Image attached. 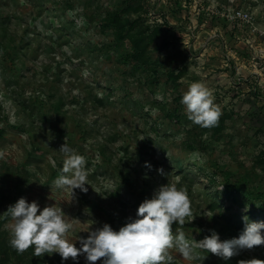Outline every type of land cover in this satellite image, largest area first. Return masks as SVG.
<instances>
[{
    "label": "rangeland",
    "instance_id": "obj_1",
    "mask_svg": "<svg viewBox=\"0 0 264 264\" xmlns=\"http://www.w3.org/2000/svg\"><path fill=\"white\" fill-rule=\"evenodd\" d=\"M239 7L249 21L233 17ZM198 81L221 107L215 127L181 104ZM65 142L87 159L88 190L72 202L53 185ZM0 151V264H88L17 254L4 213L21 197L76 219L69 240L80 247L175 183L191 200L186 238H238L245 217L264 222V0H0ZM197 252L206 259L173 249V264L264 260V245L228 260Z\"/></svg>",
    "mask_w": 264,
    "mask_h": 264
},
{
    "label": "clouds",
    "instance_id": "obj_2",
    "mask_svg": "<svg viewBox=\"0 0 264 264\" xmlns=\"http://www.w3.org/2000/svg\"><path fill=\"white\" fill-rule=\"evenodd\" d=\"M181 104L193 124L202 128L218 125L222 110L205 83L192 82L183 93ZM58 151L64 159L53 185L69 192L72 202L75 199L74 190L85 193L88 190L85 187L89 185L87 159L66 142ZM4 156L5 153L0 151V159ZM158 171L163 174L162 168ZM4 214L11 221L8 225L9 244L17 254L33 248L36 257L56 253L62 260L77 261L81 255H85L88 264L99 261L102 264H173V249L188 261L199 259L202 262L206 259L207 255L201 256L197 250L228 260L242 250H253L264 245V222H248L247 217L238 238L221 241L215 231L199 241L186 238L183 226L189 217H193L191 200L187 189L178 188L175 183L160 186L151 199H145L139 205L136 218H129V222L118 231L107 223L95 230H88L86 239L79 237L80 247L69 240V233L74 230V221L77 220L67 216L57 204L41 210L38 202L29 203L21 197ZM174 224L178 225L175 231ZM238 264H264V260L251 258L240 260Z\"/></svg>",
    "mask_w": 264,
    "mask_h": 264
},
{
    "label": "trees",
    "instance_id": "obj_3",
    "mask_svg": "<svg viewBox=\"0 0 264 264\" xmlns=\"http://www.w3.org/2000/svg\"><path fill=\"white\" fill-rule=\"evenodd\" d=\"M112 18H111V24L112 25H114V26H116L117 27V31H118V37H120V35H121V32L123 31V29H124V24H121V23H119L118 22V20H119V17H118V13L117 12H114L113 14H112V16H111ZM134 22V21H133ZM130 23L129 25L130 26H133V24L134 23ZM136 45H138L137 43H135ZM139 47H137V49H138ZM137 56V55H136ZM238 192L239 191H233L231 194L233 195V196H237L238 195ZM241 193V192H240ZM239 195H241V194H239ZM258 210H259V213H261V216L262 217H264V206H261V205H259V207H258ZM253 218H254V216H253Z\"/></svg>",
    "mask_w": 264,
    "mask_h": 264
},
{
    "label": "built area",
    "instance_id": "obj_4",
    "mask_svg": "<svg viewBox=\"0 0 264 264\" xmlns=\"http://www.w3.org/2000/svg\"><path fill=\"white\" fill-rule=\"evenodd\" d=\"M231 14L234 18H239L241 20L249 21L251 14L244 7H239L231 10Z\"/></svg>",
    "mask_w": 264,
    "mask_h": 264
}]
</instances>
